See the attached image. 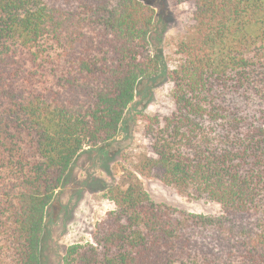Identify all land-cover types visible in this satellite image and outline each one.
<instances>
[{
    "label": "trees",
    "instance_id": "trees-1",
    "mask_svg": "<svg viewBox=\"0 0 264 264\" xmlns=\"http://www.w3.org/2000/svg\"><path fill=\"white\" fill-rule=\"evenodd\" d=\"M193 27L168 72L174 111L64 264H264V0H179ZM141 0H0V264H42L46 213L85 148L119 134L161 67ZM141 176L220 216L156 203Z\"/></svg>",
    "mask_w": 264,
    "mask_h": 264
},
{
    "label": "rangeland",
    "instance_id": "rangeland-1",
    "mask_svg": "<svg viewBox=\"0 0 264 264\" xmlns=\"http://www.w3.org/2000/svg\"><path fill=\"white\" fill-rule=\"evenodd\" d=\"M141 1L155 11L150 43L161 71L138 84L135 100L126 112L117 137L97 148H85L72 165L46 213L42 264H64L70 246L93 243L96 225L116 209L109 190L116 185L125 186L126 175L136 173L139 160L148 152L146 123L175 109L168 72L178 62L179 44L191 32L195 8L179 0ZM137 175L156 203L205 216L223 214L216 202L193 200L157 179Z\"/></svg>",
    "mask_w": 264,
    "mask_h": 264
}]
</instances>
